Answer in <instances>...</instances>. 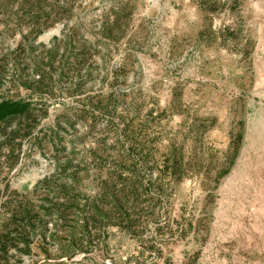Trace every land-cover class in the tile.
<instances>
[{"label": "rangeland", "instance_id": "obj_1", "mask_svg": "<svg viewBox=\"0 0 264 264\" xmlns=\"http://www.w3.org/2000/svg\"><path fill=\"white\" fill-rule=\"evenodd\" d=\"M0 264H264V0H0Z\"/></svg>", "mask_w": 264, "mask_h": 264}, {"label": "trees", "instance_id": "obj_2", "mask_svg": "<svg viewBox=\"0 0 264 264\" xmlns=\"http://www.w3.org/2000/svg\"><path fill=\"white\" fill-rule=\"evenodd\" d=\"M29 103L25 101L3 100L0 102V121L17 114H22L28 109Z\"/></svg>", "mask_w": 264, "mask_h": 264}]
</instances>
